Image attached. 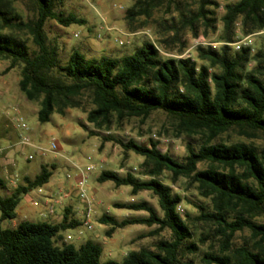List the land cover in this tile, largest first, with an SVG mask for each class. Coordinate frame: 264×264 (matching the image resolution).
<instances>
[{
    "label": "trees",
    "instance_id": "16d2710c",
    "mask_svg": "<svg viewBox=\"0 0 264 264\" xmlns=\"http://www.w3.org/2000/svg\"><path fill=\"white\" fill-rule=\"evenodd\" d=\"M14 1L0 0V59L8 61L6 71L20 67L19 89L27 100L39 102L40 123L48 122L55 112L63 114L66 108L80 107V98L86 95L91 104L86 120L97 130H109L114 119H146L160 111L176 121L171 131L174 138L200 134L203 139L197 148L187 144L183 162L161 152L152 140L149 145L115 140L124 150L144 158L139 174L148 179L113 170H102L96 178L100 183L112 181L116 187L129 186L133 194L148 190L157 196L162 217L147 202L139 201L116 203L115 207L145 211L146 217L117 222L103 214L98 222L110 225L106 236L116 227L129 224H156L157 231L168 228L171 239L160 241L158 251L141 249L129 252L121 261L101 262L102 248L91 240L78 247L70 242L58 245L61 231L81 225L68 217V208L57 224L23 220L14 228L3 227L4 220L15 217L21 195L48 182L55 166L45 164L34 178L24 177V184L15 185L9 195L0 197V264H193L182 261L183 249L195 253L198 246L191 240L190 225L178 213L180 195L159 178L164 171L173 178L191 179L199 193L210 199L211 208H202L200 219L216 226L220 248L216 253H205L203 263L264 264V223L255 221L264 214V149L243 142L227 145L214 141L233 128L249 137L264 134V40L255 53L249 47L233 50L229 45L234 41L237 22L243 37H264L259 34L264 30V0L226 2L218 37L224 44L218 48L198 46L197 60L161 56L154 43L144 41L122 57L87 58L73 49L63 65L57 48L45 35L44 24L53 19L63 26L81 25L85 19L57 11L59 0H27L34 16L26 22L14 8ZM161 1L136 0L127 10L128 20L142 15L149 18ZM205 3L201 2L189 17L181 15V24L192 27L201 20L206 27L213 26L214 13ZM171 27L177 34L175 25ZM22 29L27 30L35 49L30 50L18 37ZM198 163L205 164L204 168L197 169ZM8 185L0 178V188L8 189ZM244 229L255 243L232 247L234 234Z\"/></svg>",
    "mask_w": 264,
    "mask_h": 264
},
{
    "label": "rangeland",
    "instance_id": "374dc122",
    "mask_svg": "<svg viewBox=\"0 0 264 264\" xmlns=\"http://www.w3.org/2000/svg\"><path fill=\"white\" fill-rule=\"evenodd\" d=\"M135 1L59 0L57 11L73 13L86 21L81 25L69 26H63L53 19L45 22V35L49 43L57 48L60 64L66 63L73 49L79 50L87 58H99L102 55L122 57L131 54L144 41L154 43L161 56L178 57L190 53V57L197 60L198 46L194 43L198 39L206 43L202 47L210 45L218 48L224 44L218 38L222 33L220 18L224 13L223 5L235 0H162L151 10L149 18L142 15L129 21L127 10ZM203 1H206V9L214 13L213 26L206 27L201 20L194 22L192 27L181 24V15L189 17ZM13 6L22 20L27 22L33 19V8L27 0H16ZM17 33L30 50L35 49L27 30L22 29ZM259 34L264 36L262 31ZM242 37L237 22L234 41L229 43L233 50H237L233 43ZM262 40L264 37H254L249 46L251 53L256 52ZM7 66L8 61L0 59V178L7 181L13 179L15 185L24 184V177L34 178L42 165L55 167L51 169V177L45 185L21 195L15 217L4 220L3 226L10 227L8 223L23 220H44L38 211L47 212V206L51 204L57 208V199L59 203L68 204L70 219L83 222L85 217L80 193L85 191L87 196L93 198V212L89 217L92 229L80 225L61 231L56 239L58 245L70 242L78 247L86 240H91L102 248L101 262L109 259L121 261L129 252L141 249L158 251L160 241L171 239L172 234L168 228L157 231L156 224H129L122 228L116 227L110 236H106L105 231L110 225L98 222L103 214L113 217L117 222L146 217L148 214L145 211L115 207L116 203L139 201L147 202L162 217L157 196L148 190L133 194L129 186L116 187L112 181L100 183L96 178L102 170H113L120 175L131 172L140 176L144 158L124 150L115 140L126 142L130 139L144 145H149L152 140L161 152H167L173 159L183 162L187 155V144L197 148L203 137L194 134L174 138L171 131L176 121L160 111L151 113L146 119H114L109 130H97L86 120V112L91 108L86 95L80 98V107L66 108L63 114L55 112L48 122L40 123L37 119L39 102L27 100L19 89L20 67L6 71ZM20 121L27 125L28 130L17 127ZM22 136L27 137L31 145L23 144ZM214 141L227 145L243 142L258 150L264 149L263 133L258 132L249 137L237 128L221 133ZM29 153L34 154L31 161L26 160ZM89 166L93 169L87 172ZM204 166L198 163L197 169H203ZM81 171L86 173V180L82 184ZM140 177L148 179V176ZM159 178L171 187L173 193L180 195L178 213L190 225L193 233L191 240L198 246L195 253H188L184 247L182 261L205 264L204 254L216 253L220 248V235L216 226L200 219V213L211 208L210 199L199 193L196 183L191 179L181 176L173 178L168 171H164ZM13 189L14 185L9 190L0 188V197L9 195ZM64 193H69V196L63 198ZM255 221L263 224L264 214L257 216ZM49 222L56 223L55 220ZM231 241L232 247H238L251 245L256 239L248 229H244L237 231Z\"/></svg>",
    "mask_w": 264,
    "mask_h": 264
},
{
    "label": "built area",
    "instance_id": "2783aa9c",
    "mask_svg": "<svg viewBox=\"0 0 264 264\" xmlns=\"http://www.w3.org/2000/svg\"><path fill=\"white\" fill-rule=\"evenodd\" d=\"M264 31H262L263 33ZM253 36L252 35H248V36H244L242 37L241 39H238L237 41H235L233 43L234 47L236 49H240L241 47H249L251 44H252V38ZM195 46H204L206 43L204 41H202L201 39H198L195 43ZM186 56H190V53H188ZM17 127H20L21 129L23 130H28V127L27 125L23 122V121H20L18 124H17ZM22 143L23 144H26V145H31L28 138L25 137V136H22ZM51 148L54 149V145L51 144ZM34 158V154L33 153H29L26 157V160L27 161H31L33 160ZM93 169L92 166H89L86 168V171L89 172ZM81 175L83 176V179L82 181L80 182L81 184L83 183V181L86 180V173L85 171H81ZM67 177H69V175H67ZM9 186V185H8ZM80 198L83 202V208H82V212L84 213V221L81 222V226H83L85 229H92V225L89 221V217L91 215V213L93 212V198H91L90 196H87L85 191H82L80 193ZM52 211L50 210L49 213H51Z\"/></svg>",
    "mask_w": 264,
    "mask_h": 264
},
{
    "label": "crops",
    "instance_id": "0c3cea01",
    "mask_svg": "<svg viewBox=\"0 0 264 264\" xmlns=\"http://www.w3.org/2000/svg\"><path fill=\"white\" fill-rule=\"evenodd\" d=\"M8 183H9V186H8V190H9V188H11L13 185L15 186V181L13 180V179H9L8 180ZM45 185V184H44ZM40 188V187H39ZM26 195V194H25ZM69 196V193H64L63 194V198L64 197H68ZM47 199V198H46ZM60 201L57 199L56 200V202L55 203H58L59 204V206L57 207V208H54V205H49V206H47V208H48V210H47V208H46V210H47V212H44L43 210H39L38 211V215L39 216H41V217H44L45 219L44 220H38V221H47V222H49L50 220H55L56 221V223H53V224H57V223H59L61 220H62V218H63V214H64V211H65V209L66 208H68V204H63V203H59ZM31 203H34V202H31ZM45 205H46V203H45ZM50 210L52 211L51 213H49L50 212ZM70 210V209H69ZM15 213H16V210H15ZM28 221V220H27ZM4 222V221H3ZM3 222H2V226H3ZM21 222V221H20ZM19 222H10V223H8V225H10V227L9 228H14V227H16L17 226V224H18ZM4 227V226H3Z\"/></svg>",
    "mask_w": 264,
    "mask_h": 264
}]
</instances>
